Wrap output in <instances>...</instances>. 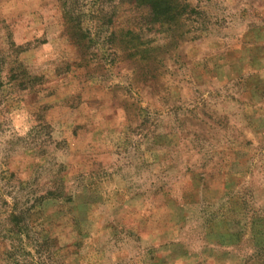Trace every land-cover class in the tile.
<instances>
[{
	"label": "rangeland",
	"instance_id": "obj_1",
	"mask_svg": "<svg viewBox=\"0 0 264 264\" xmlns=\"http://www.w3.org/2000/svg\"><path fill=\"white\" fill-rule=\"evenodd\" d=\"M161 1L0 0V264H264V0Z\"/></svg>",
	"mask_w": 264,
	"mask_h": 264
},
{
	"label": "trees",
	"instance_id": "obj_2",
	"mask_svg": "<svg viewBox=\"0 0 264 264\" xmlns=\"http://www.w3.org/2000/svg\"><path fill=\"white\" fill-rule=\"evenodd\" d=\"M161 2H162L161 0H140V3H145L146 6L150 5L153 9H155L154 12L157 11V13L154 14V18L159 17V15L163 12V10L161 8H159V10H158L159 4ZM166 5L168 6V4H166ZM168 13L169 12H167V8L165 7V13H164L163 17H165V16L168 17L169 16Z\"/></svg>",
	"mask_w": 264,
	"mask_h": 264
}]
</instances>
